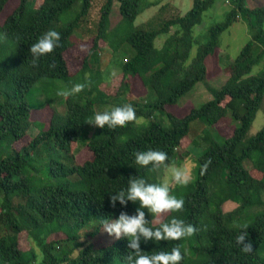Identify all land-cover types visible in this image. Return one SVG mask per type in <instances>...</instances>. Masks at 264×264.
I'll list each match as a JSON object with an SVG mask.
<instances>
[{
    "label": "trees",
    "instance_id": "16d2710c",
    "mask_svg": "<svg viewBox=\"0 0 264 264\" xmlns=\"http://www.w3.org/2000/svg\"><path fill=\"white\" fill-rule=\"evenodd\" d=\"M113 1L100 5L87 46L73 40V33L92 0H0V264H126L127 239L108 235L102 221L117 218L121 211L134 214L139 204L117 201L113 208L109 196L126 190L131 175L162 183L157 168L136 164L133 152L163 150L167 165L179 164L191 153L186 144L196 119L206 127L199 142H192L201 147L195 177L172 189L184 199L183 210L162 214L156 222L144 211L149 227L175 216L197 231L180 240H142L141 248L152 254L179 246L184 256L180 264H264V123L247 135L258 110L264 112V4L224 0L228 9L223 19L211 24L201 41L195 26L217 0H192L184 14L164 19L157 29L134 22L159 0H119L120 19L111 26ZM70 10L72 17L63 21L61 16ZM239 19L247 24L250 38L233 59L229 77L200 106L178 108V99L207 78L206 59L217 60L221 34ZM49 29L60 33L59 46L33 65L30 46ZM159 34L167 37L157 47ZM125 43L133 53L120 61V72L113 77L119 81L107 82L96 65L101 48L118 55ZM133 78L146 91L144 102L124 95ZM46 79L53 88L60 82L69 89L77 83L86 87L67 97L43 90L50 116L43 120L39 112L44 125L32 136L38 115L27 95L42 89L39 82ZM125 104L134 106L139 122L114 129L87 122L98 107L104 112ZM107 105L112 107L102 108ZM227 114L235 124L227 121ZM226 121L228 131L221 133L219 126ZM208 159L211 164L202 175ZM230 202L234 207L224 211ZM90 223L96 225L87 231ZM241 225L248 226L251 254L235 242ZM102 235L105 240L97 241Z\"/></svg>",
    "mask_w": 264,
    "mask_h": 264
},
{
    "label": "rangeland",
    "instance_id": "374dc122",
    "mask_svg": "<svg viewBox=\"0 0 264 264\" xmlns=\"http://www.w3.org/2000/svg\"><path fill=\"white\" fill-rule=\"evenodd\" d=\"M105 0H92L91 7L89 9L88 14H86L83 19L81 20L79 27L74 30L73 33V40L75 41H82L87 43L86 45L89 46L91 42V37L95 33V26L94 23L97 21L98 18V12L99 7L102 3H104ZM164 3L169 0H160V3L155 6H151L148 8H145L135 19V24H142L147 29H157L161 26L162 21L172 15L176 14H184L191 6L189 0H186L185 5L176 10L174 8L178 7L180 4H175L176 0H171L168 2V4H163L162 9H158L162 2ZM250 6H259L264 4V0H249L248 1ZM216 5L205 12L203 15V19L201 24L195 26L196 30L198 31V36L201 41H205L207 36V30L209 26L215 22L221 21L224 17L225 11L228 9V3L224 0H217ZM119 6V0H114L111 8V16H110V23L111 26H114L120 19V14L118 11ZM73 11H68L64 13L61 16V19L65 21L66 19H69L72 17ZM149 20V21H147ZM174 30V27L170 29V33ZM167 37V34H159L157 38L155 39V45L157 47H160L163 40ZM250 38L249 29L247 27V24L243 19L237 20L235 23L232 24V26L224 31L220 36V44L221 49L218 51V58L216 60V57H208L206 59V66L208 70V76L205 80L199 81L195 84L193 89L185 93L183 96H181L178 101L177 105L178 108H182L185 105L190 106H200L205 101L211 99L213 97V92L220 88V86L224 83V81L229 77L230 71L229 67L232 66V61L235 58V56L238 54L242 46L248 41ZM87 46L83 49L82 53H84L87 50ZM255 52V50H254ZM133 53V49L129 44L125 43V46L123 49L119 51L118 55L112 54V51L107 46H102L101 52L99 55V61L96 63L100 67V69L103 72V78L107 80V82L113 81L114 83H117L119 81V78H114L115 75H118L120 72V61L122 58H127L129 55ZM262 67V64L257 65L253 68L252 73L257 74L259 69ZM76 67L71 68V70H75ZM115 73V75H113ZM49 84H51V81L45 80L44 82H39V85L42 89H33L31 92L27 95V101L29 103V106L32 111L36 113V120L35 124L31 127V130L29 131L30 135H34L38 129L42 127L40 123L42 122V119L48 120L50 116V110L47 109L49 104L44 101V91L48 92L49 95H54L57 93L60 89H69V86L65 82H60L58 84V87L53 88L50 87ZM130 90L125 92V96L127 97V100H138L140 102H144V98L146 95L145 89L143 90L141 88V85L138 81H136L134 78L132 79L130 83ZM44 90V91H43ZM111 89L109 88V91ZM54 107L58 108V110L63 111V105L61 103H55ZM109 107H112V105H107L105 107H102L103 109H108ZM45 109H47V112L45 113ZM101 108H97V113L101 112ZM39 112H42L41 114L42 119L39 117ZM155 116L157 118L162 117L161 113L156 111ZM164 118V117H163ZM227 121L231 122L232 124H235V121L232 120L231 116L227 114ZM224 122L219 126V130L221 133L227 132L228 129V123ZM43 123V122H42ZM147 121L144 122L146 124ZM163 123L165 125H168V121L166 118H164ZM264 123V112L262 109H259L254 121L251 124V127L247 133L248 136H251L255 134L260 127ZM206 127L205 122L202 119H196L190 123V128L188 132V142L186 144V150H190L191 153H189L187 156L184 157V159L181 160L179 164H172L169 166H175V167H183L187 168L190 171L191 179L195 177L196 174V158L199 154L201 147L197 146L196 143H192L196 140V142H199L198 135L201 133L203 128ZM227 130V131H226ZM217 138L221 141V137L219 135H216ZM157 177L161 182H164L165 180H170V173H168L165 169L164 165H161L157 168ZM234 207L233 203H227L224 207V211L230 210ZM162 216V215H161ZM154 217L150 213V217L154 222L158 221L160 217ZM95 223H90L88 227L86 228L87 231H92ZM105 240V236L102 235L101 237H98L97 241ZM119 264H125L122 261H119Z\"/></svg>",
    "mask_w": 264,
    "mask_h": 264
},
{
    "label": "clouds",
    "instance_id": "9594fccd",
    "mask_svg": "<svg viewBox=\"0 0 264 264\" xmlns=\"http://www.w3.org/2000/svg\"><path fill=\"white\" fill-rule=\"evenodd\" d=\"M61 35L54 29H49L44 32L35 43L30 46V52L33 56V65L38 63L41 56L52 53L59 46ZM55 67V65H50ZM115 75V73H113ZM86 87L85 84L77 83L71 89H60L56 95L67 97L76 93H80ZM89 124L96 127L104 128L107 125L109 128L124 127L129 122H139L137 120L136 111L133 105L125 104L122 106L112 107L108 111L98 112L93 118L87 121ZM135 163L147 167L152 165L153 169L161 165L170 173V180H165L162 183L148 182L145 178L139 176H129L128 187L126 190H120L109 196L110 205L115 208L116 202L121 205H127L129 201L136 203L139 206L134 214H128L126 211H121L115 219H104L102 221V230L108 235L119 240L127 239V256L125 257L126 264H180L184 256L179 246H175L171 251H158L152 254H146L141 248V241L147 244L149 241L160 242L162 240H180L184 237H190L197 231L196 227L190 223H185L183 219L172 217L167 222H159L156 227H149L150 221L146 219L144 209L154 217H159L162 214L169 212H179L184 208L185 201L183 198H178L172 194V189L175 185H187L191 181V174L187 168L169 166L166 164L168 154L163 150L147 149L144 151H134ZM211 164V159H208L201 166V174L203 175L208 166ZM241 231L235 237V242L240 250L245 254H251L253 243L247 231V225L239 226Z\"/></svg>",
    "mask_w": 264,
    "mask_h": 264
},
{
    "label": "crops",
    "instance_id": "0c3cea01",
    "mask_svg": "<svg viewBox=\"0 0 264 264\" xmlns=\"http://www.w3.org/2000/svg\"><path fill=\"white\" fill-rule=\"evenodd\" d=\"M148 1H152V0H148ZM169 1H171V0H169ZM169 1H166L165 3H164V1L162 2V4H161V6L158 8V9H162L163 7H162V5L163 4H168V2ZM185 2H186V0H176L175 1V4L177 5V4H180L178 7H176V8H174L175 9V11L176 10H178V9H180V8H182L184 5H185ZM189 2H190V4H191V2H192V0H189ZM160 3V0H159V2H158V4ZM158 4H156V5H158ZM156 5H154L155 7H156ZM151 7V6H150ZM147 21H149V20H147Z\"/></svg>",
    "mask_w": 264,
    "mask_h": 264
}]
</instances>
